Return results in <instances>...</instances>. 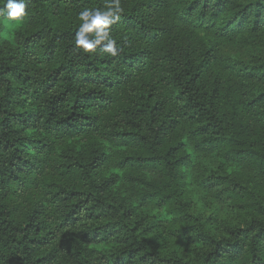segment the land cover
Segmentation results:
<instances>
[{
    "label": "trees",
    "instance_id": "trees-1",
    "mask_svg": "<svg viewBox=\"0 0 264 264\" xmlns=\"http://www.w3.org/2000/svg\"><path fill=\"white\" fill-rule=\"evenodd\" d=\"M105 3L0 16V264H264V0Z\"/></svg>",
    "mask_w": 264,
    "mask_h": 264
},
{
    "label": "clouds",
    "instance_id": "clouds-1",
    "mask_svg": "<svg viewBox=\"0 0 264 264\" xmlns=\"http://www.w3.org/2000/svg\"><path fill=\"white\" fill-rule=\"evenodd\" d=\"M0 16L9 23L19 22L26 16L28 0H0ZM124 12L121 0H106L103 9H84L79 13L80 25L75 33V48L86 55L94 54L99 49L110 57L119 54L117 41L111 34L112 25L116 24Z\"/></svg>",
    "mask_w": 264,
    "mask_h": 264
},
{
    "label": "rangeland",
    "instance_id": "rangeland-1",
    "mask_svg": "<svg viewBox=\"0 0 264 264\" xmlns=\"http://www.w3.org/2000/svg\"><path fill=\"white\" fill-rule=\"evenodd\" d=\"M225 49H226V51H227V49H229V52H233L234 51L232 48H229V47H226Z\"/></svg>",
    "mask_w": 264,
    "mask_h": 264
}]
</instances>
